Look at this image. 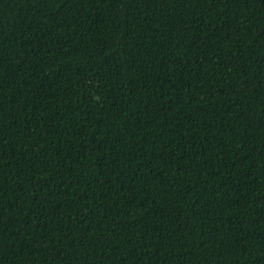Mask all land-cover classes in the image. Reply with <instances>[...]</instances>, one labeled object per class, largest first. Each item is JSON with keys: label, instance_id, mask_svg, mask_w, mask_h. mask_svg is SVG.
Here are the masks:
<instances>
[{"label": "trees", "instance_id": "trees-1", "mask_svg": "<svg viewBox=\"0 0 264 264\" xmlns=\"http://www.w3.org/2000/svg\"><path fill=\"white\" fill-rule=\"evenodd\" d=\"M0 264H264V0H0Z\"/></svg>", "mask_w": 264, "mask_h": 264}]
</instances>
